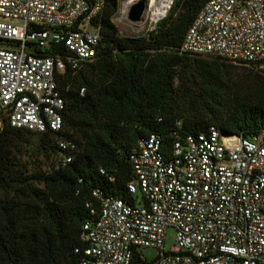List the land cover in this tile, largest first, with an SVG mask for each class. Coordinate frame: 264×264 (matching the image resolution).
Wrapping results in <instances>:
<instances>
[{"label":"built area","instance_id":"built-area-1","mask_svg":"<svg viewBox=\"0 0 264 264\" xmlns=\"http://www.w3.org/2000/svg\"><path fill=\"white\" fill-rule=\"evenodd\" d=\"M139 1L122 0L113 21L130 37L149 38L176 0H145V12L135 22L129 14ZM106 6L107 0H0V40L9 45L0 46V110L11 127L40 133L63 129L66 102L58 76L94 58L100 28H85ZM52 45L69 54L34 52ZM181 51L243 63L264 76V0H210ZM60 146L75 149L69 141ZM131 163L135 179L128 191L135 203L94 192L99 210H92L97 218L84 225L87 248L80 264H264L262 137L228 136L210 126L178 137L168 153L163 137L151 134ZM169 228L176 230V245L167 252ZM142 248L158 253L148 260Z\"/></svg>","mask_w":264,"mask_h":264},{"label":"trees","instance_id":"trees-1","mask_svg":"<svg viewBox=\"0 0 264 264\" xmlns=\"http://www.w3.org/2000/svg\"><path fill=\"white\" fill-rule=\"evenodd\" d=\"M121 1L107 0L92 21L101 32L94 58L58 76L66 102L60 132L13 128L0 110V264H80L84 225L99 210L94 192L135 203L128 191L135 179L131 156L151 134L163 137L168 153L178 137L210 126L264 140L262 73L181 51L210 0H176L149 38L120 35L113 18ZM0 46L9 47L1 40ZM34 52L69 54L55 45Z\"/></svg>","mask_w":264,"mask_h":264},{"label":"rangeland","instance_id":"rangeland-1","mask_svg":"<svg viewBox=\"0 0 264 264\" xmlns=\"http://www.w3.org/2000/svg\"><path fill=\"white\" fill-rule=\"evenodd\" d=\"M123 8V6H122ZM120 14L117 15L119 17ZM116 23V22H115ZM117 24V23H116ZM120 35L123 37H130V33L126 30L125 26L118 24L117 25ZM90 31H93V28H89ZM176 245V230L174 228H169L166 236V241H165V250L167 252L171 251ZM141 252L143 255L148 259L152 260L156 257L157 251L150 249V248H142Z\"/></svg>","mask_w":264,"mask_h":264},{"label":"water","instance_id":"water-1","mask_svg":"<svg viewBox=\"0 0 264 264\" xmlns=\"http://www.w3.org/2000/svg\"><path fill=\"white\" fill-rule=\"evenodd\" d=\"M145 9H146L145 0H140L138 3L133 5V7L131 8V11L129 14L130 19L135 22L140 21L145 12Z\"/></svg>","mask_w":264,"mask_h":264}]
</instances>
